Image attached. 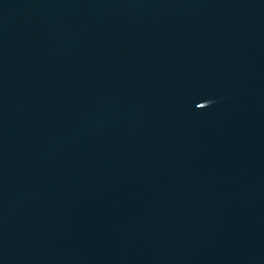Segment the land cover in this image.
Instances as JSON below:
<instances>
[{"label": "water", "instance_id": "obj_1", "mask_svg": "<svg viewBox=\"0 0 264 264\" xmlns=\"http://www.w3.org/2000/svg\"><path fill=\"white\" fill-rule=\"evenodd\" d=\"M0 264H264V0H0Z\"/></svg>", "mask_w": 264, "mask_h": 264}]
</instances>
